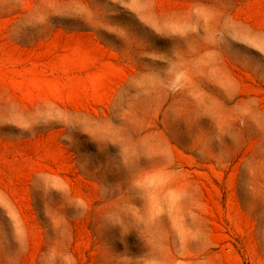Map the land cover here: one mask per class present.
<instances>
[{
    "label": "rangeland",
    "instance_id": "rangeland-1",
    "mask_svg": "<svg viewBox=\"0 0 264 264\" xmlns=\"http://www.w3.org/2000/svg\"><path fill=\"white\" fill-rule=\"evenodd\" d=\"M0 264H264V0H0Z\"/></svg>",
    "mask_w": 264,
    "mask_h": 264
}]
</instances>
